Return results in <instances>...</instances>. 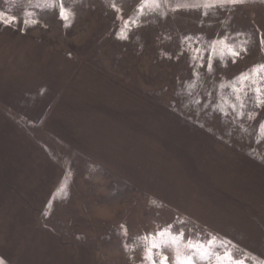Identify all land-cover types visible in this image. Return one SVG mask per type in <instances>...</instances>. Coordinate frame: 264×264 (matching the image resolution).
<instances>
[{"label": "rangeland", "instance_id": "obj_1", "mask_svg": "<svg viewBox=\"0 0 264 264\" xmlns=\"http://www.w3.org/2000/svg\"><path fill=\"white\" fill-rule=\"evenodd\" d=\"M194 2L0 0L4 19L54 51L48 68L0 55V89L64 97L53 133L7 108L0 117V264H158L146 245L163 230L264 264V80L237 86L264 65V0L208 15L183 7ZM225 44L239 56L221 57ZM3 95L5 107L25 96ZM180 250L188 264H216ZM164 251L175 264L176 246Z\"/></svg>", "mask_w": 264, "mask_h": 264}, {"label": "crops", "instance_id": "obj_2", "mask_svg": "<svg viewBox=\"0 0 264 264\" xmlns=\"http://www.w3.org/2000/svg\"><path fill=\"white\" fill-rule=\"evenodd\" d=\"M0 55L1 56H7L5 57V60L8 61H38L44 63L47 68L50 66L53 62V50H47L46 48L41 45L40 42H38L37 39L30 37L26 34L25 29L22 30V28H18L17 26H14L10 23H3L0 22ZM60 58V57H57ZM46 78V75L44 76V79ZM45 82H41L40 85H44ZM16 90L6 91L4 89H0V117L4 118L5 109H9L14 111L13 117H23L24 119H28L29 122L35 125H41L43 126L44 130H48L49 132L53 133L50 129L45 128L47 125H49L50 120L60 117L63 113V110L60 111V108L62 105V100L64 97L60 98L56 102V104H52L54 100V95H57L54 93L51 88H46L40 92L38 90V95H32L33 93L31 89L28 90V92H23L21 90L18 91L17 87ZM6 93H12V94H25L28 95V99L25 100L24 97H20L19 101L15 100L14 98V104L12 107L8 106L5 107L3 104L4 101V95ZM58 99V98H57ZM56 99V100H57ZM49 102V103H48ZM58 113H57V112ZM10 116V118H13ZM2 142V140H0ZM4 167H5V161H4V154L2 150H0V175L4 173ZM19 171H21L19 169ZM241 175V174H240ZM3 180L0 179V182ZM260 183L263 181H259ZM249 194V192H248ZM256 194L259 195V199H256V202L258 205H260V201L262 197L264 198V190L258 191ZM259 201V202H258ZM264 204V202H261ZM229 235V234H228ZM9 264H94L89 262H49V261H41V262H17V263H9Z\"/></svg>", "mask_w": 264, "mask_h": 264}, {"label": "snow or ice", "instance_id": "obj_3", "mask_svg": "<svg viewBox=\"0 0 264 264\" xmlns=\"http://www.w3.org/2000/svg\"><path fill=\"white\" fill-rule=\"evenodd\" d=\"M245 0H195L192 4H185L183 7L187 8H203L204 15H208L209 11L214 8L223 9L229 5L235 6L237 4L244 3ZM161 0H141V4L144 7H148L149 5H153L155 8H159ZM182 5L177 4L176 7H181ZM60 17L61 19L67 20V16L65 15V11L63 8L60 9ZM15 17H10L8 19H4L3 14L0 13V22L3 23H11L15 22ZM25 25H28V21H24ZM35 23V21H33ZM130 26V22L125 21V28ZM121 38L126 39L127 36L124 35ZM189 42H191V38H186ZM221 43H224L221 41ZM226 49V51H225ZM225 49H222L220 52V56L223 57L224 55H230L232 57L239 56V52L235 49L234 46H229L225 44ZM241 50H244L241 48ZM200 54V50L196 49L193 55V59H196ZM215 45H213V54L209 59L208 70L211 72V59L215 58ZM235 63V60L232 61ZM260 73H264V65H257L248 73H242L241 76L238 78L237 86L242 88H247L250 81L254 79L256 81L264 80V76H261ZM257 107L264 105V87L258 86L257 89ZM237 100H239V95L237 94ZM243 107V104H241ZM233 111H235V107H233ZM252 116H249V119H252ZM259 132L262 136H264V122L259 125ZM179 237V240L177 239ZM145 240H149L148 237H145ZM180 244H186L189 249L198 251L202 253L203 256H210L213 253L216 254V264H244L243 261H236L228 247L223 242H218L215 238H209L206 242L205 241H192L188 240L185 241L183 237V233H172L168 230H163L157 232L154 237L151 238L150 243L146 245V252L150 255L153 253L154 250L158 252L161 256L158 264H169V257L165 254V249H170L173 245L176 246L177 250V258L175 260V264H188L187 258L181 260L179 259L181 253ZM217 248H223V252H217ZM147 258V257H146ZM155 264V262H154Z\"/></svg>", "mask_w": 264, "mask_h": 264}]
</instances>
